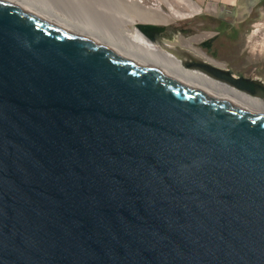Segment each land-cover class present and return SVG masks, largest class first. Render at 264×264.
Returning a JSON list of instances; mask_svg holds the SVG:
<instances>
[{"label": "water", "instance_id": "obj_1", "mask_svg": "<svg viewBox=\"0 0 264 264\" xmlns=\"http://www.w3.org/2000/svg\"><path fill=\"white\" fill-rule=\"evenodd\" d=\"M195 65L0 0V264H264V89Z\"/></svg>", "mask_w": 264, "mask_h": 264}, {"label": "rangeland", "instance_id": "obj_2", "mask_svg": "<svg viewBox=\"0 0 264 264\" xmlns=\"http://www.w3.org/2000/svg\"><path fill=\"white\" fill-rule=\"evenodd\" d=\"M52 1L60 11L62 7L61 3L63 5L64 0ZM195 1L202 7L200 13L176 19L172 23L165 25L158 24L169 27L176 26L183 29L191 28L192 32L176 31L170 28L162 35V41L171 46L192 51L200 56L199 60L186 59L185 63L188 65L193 63L214 65L227 76L254 80L264 89V2H255V0H233L234 4H230L229 2L231 0ZM218 1H220L221 3L219 4L224 5V7L219 6ZM142 2L152 6L161 5L164 10H167V7L162 3L159 4L157 0H142ZM216 5L218 6L216 7ZM61 9V12L64 10L65 12L63 13L71 16L74 21L85 24L101 34L110 36L114 34V30L108 28V32H106L101 27L100 19L104 17L103 15L92 16L86 12L81 13V11H77L76 9ZM222 9L230 10V15L224 16L226 12L222 11ZM202 15L207 18L213 17V19L218 17V15H223L227 18L235 20L241 19V21H243L242 23L244 26L240 29L236 42L231 44L228 51L220 53L215 59H212L205 51H201L197 48L198 41L206 38L210 34V31L206 30V27H204V24L208 25L210 21L206 22L202 18ZM233 15L234 17H232ZM136 27L138 28V26ZM138 30L140 31L139 28Z\"/></svg>", "mask_w": 264, "mask_h": 264}, {"label": "bare ground", "instance_id": "obj_3", "mask_svg": "<svg viewBox=\"0 0 264 264\" xmlns=\"http://www.w3.org/2000/svg\"><path fill=\"white\" fill-rule=\"evenodd\" d=\"M35 1L49 3L57 9V6L52 0ZM157 1L159 4H164L167 10H164L161 5H146L142 0H64V4L62 5L61 3L62 7H60L68 10L76 9L77 11H81V13L86 12L92 16L103 15L104 17L100 19L101 27L106 32H108V28L114 30L112 36H107L114 38L121 44L140 47L159 59L180 64L199 78L235 86L226 79L218 77L195 64L188 65L185 63L186 59L199 60V55L186 49L183 50L167 43H162L160 40L152 41L144 33L140 32L141 30H138L136 27L138 25L137 23L141 25H165L176 19L189 17L202 11L201 5L195 0ZM61 8L60 11L57 10L73 20L71 16L63 13L65 12L64 10L61 12ZM243 90L255 98L264 99V92L262 91L250 92L246 89Z\"/></svg>", "mask_w": 264, "mask_h": 264}, {"label": "flooded vegetation", "instance_id": "obj_4", "mask_svg": "<svg viewBox=\"0 0 264 264\" xmlns=\"http://www.w3.org/2000/svg\"><path fill=\"white\" fill-rule=\"evenodd\" d=\"M222 1H225V0H222ZM230 2H234V1L231 0ZM219 3L221 2L218 1L219 6L224 7V5H221ZM218 5H216V7ZM222 11L226 12L224 16L230 15L229 14L230 10L222 9ZM224 16L218 15V17L213 19V17L207 18L202 15V18L206 22L210 21L208 22V25L204 24V27H206L205 29L209 30L210 34L206 38L198 41L197 48L200 49L201 51H205V53L210 55L212 59L217 58V56L220 53L224 51H228L230 49L231 44L235 43L236 40L238 39L240 29L244 26L242 23L243 21H241V19L235 20V19L224 17ZM232 17H234V15ZM157 27H158V30L157 29L153 30V37L155 40H160L162 43H165V42L162 41L161 37L162 35H164V32L167 31V29L172 28V29H175L176 31L192 32L191 28L183 29L181 27H176V26L169 27V26H163V25H157ZM141 28L142 30H146L147 29L146 24H142ZM210 66L215 67L214 65H210Z\"/></svg>", "mask_w": 264, "mask_h": 264}, {"label": "crops", "instance_id": "obj_5", "mask_svg": "<svg viewBox=\"0 0 264 264\" xmlns=\"http://www.w3.org/2000/svg\"><path fill=\"white\" fill-rule=\"evenodd\" d=\"M255 2H264V0H255ZM229 3L234 4V2L233 3L229 2Z\"/></svg>", "mask_w": 264, "mask_h": 264}]
</instances>
